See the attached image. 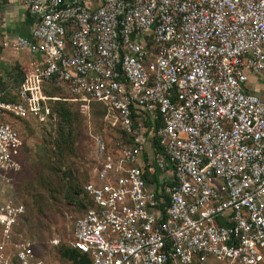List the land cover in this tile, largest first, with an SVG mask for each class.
Returning <instances> with one entry per match:
<instances>
[{
	"label": "built area",
	"instance_id": "built-area-1",
	"mask_svg": "<svg viewBox=\"0 0 264 264\" xmlns=\"http://www.w3.org/2000/svg\"><path fill=\"white\" fill-rule=\"evenodd\" d=\"M21 2L30 36L3 45L39 59L15 100L0 88V264H44L19 231L14 122L50 125L58 100L84 116L100 103L128 137L92 136L64 264H264V94L249 85L264 76V0Z\"/></svg>",
	"mask_w": 264,
	"mask_h": 264
},
{
	"label": "rangeland",
	"instance_id": "rangeland-1",
	"mask_svg": "<svg viewBox=\"0 0 264 264\" xmlns=\"http://www.w3.org/2000/svg\"><path fill=\"white\" fill-rule=\"evenodd\" d=\"M249 85L255 87L257 92L264 94V76H258L249 79ZM61 96L66 95L63 91H59ZM70 107L75 110L74 104L70 102ZM14 124L18 127L22 134L26 147V158L24 169L21 175L29 173L31 160H36V154L39 148L49 147L53 137L55 125H40L38 123L29 122L27 120L18 119ZM71 136L74 140V151L68 158L65 166L71 171L70 176L66 178V187L56 199H52L51 207L43 214H35L34 209L31 220H22L19 224V231L25 237L33 242L35 252L44 264H64L63 258L60 256L59 248L64 247L66 242L71 239V228L74 219L82 212L83 207H79L74 202L68 201L66 194L72 197V191L77 185L83 190L86 180L89 178L93 164V135L100 133L107 141H112L118 136V129L112 127L98 112H91L85 118L75 119L72 124ZM25 177V176H24ZM76 184H75V183ZM71 184H75L70 187ZM8 194L6 190V195ZM19 196L24 202L28 200L20 191ZM75 201H83L85 199L83 191L74 195ZM74 200V199H73ZM84 202V201H83ZM26 214L29 213V206H26ZM26 217V216H25ZM58 238L60 245L53 246L50 240ZM208 264H225L218 262L213 258L208 259Z\"/></svg>",
	"mask_w": 264,
	"mask_h": 264
},
{
	"label": "trees",
	"instance_id": "trees-1",
	"mask_svg": "<svg viewBox=\"0 0 264 264\" xmlns=\"http://www.w3.org/2000/svg\"><path fill=\"white\" fill-rule=\"evenodd\" d=\"M55 91L56 93H59V91L62 90L58 89ZM4 99L15 100L16 95L11 91H8L7 96L4 97ZM69 104L70 102L63 100L55 101L52 104L51 109L55 114V120L54 122H51L50 125H55V129L51 143L49 144V147L44 146L39 148L36 154V160L30 161V172L26 175L23 174L22 179V174L18 178V193L21 191L24 194L25 198L28 200V203L27 201L24 203L30 208L29 213L24 215L23 220L25 219L28 221L31 220L32 216L35 214L40 215L45 213L52 205L51 200L56 199V197L62 192V189L66 187V178L70 176L71 171L68 169V166H65V163H67L68 158L74 151V140L71 136V127L75 119L85 118L76 106H74L76 111H73ZM91 112H98L103 117L105 110L100 103H92L90 114ZM157 123L159 124V122ZM118 135L124 139L128 138L124 133H122L121 136L119 130ZM152 144H156L154 137L152 139ZM159 150L160 149L157 148V151ZM26 152L28 151H26L25 147V158ZM75 184H71L70 187H73ZM72 189V197L67 194L66 197L68 201L74 202L80 208L83 207V211L88 206V197L85 194L84 189L82 190L80 186L77 185ZM81 191H83L85 197L83 200L84 202L80 200L75 201L74 195L80 194ZM32 209H34L35 214L32 213ZM59 253L63 260L74 258L78 254L76 250L69 249L65 246L59 248Z\"/></svg>",
	"mask_w": 264,
	"mask_h": 264
},
{
	"label": "crops",
	"instance_id": "crops-1",
	"mask_svg": "<svg viewBox=\"0 0 264 264\" xmlns=\"http://www.w3.org/2000/svg\"><path fill=\"white\" fill-rule=\"evenodd\" d=\"M99 0H86L89 6ZM35 17L28 12L21 0H6L0 3V88L15 92L24 74L31 71L38 62V55L27 50L14 51L3 42L15 35L30 36Z\"/></svg>",
	"mask_w": 264,
	"mask_h": 264
}]
</instances>
